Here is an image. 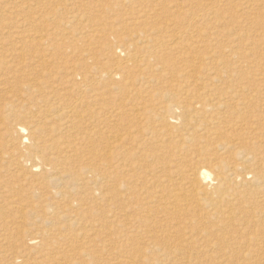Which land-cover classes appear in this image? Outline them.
Returning a JSON list of instances; mask_svg holds the SVG:
<instances>
[{"label": "bare ground", "instance_id": "bare-ground-1", "mask_svg": "<svg viewBox=\"0 0 264 264\" xmlns=\"http://www.w3.org/2000/svg\"><path fill=\"white\" fill-rule=\"evenodd\" d=\"M8 2L0 264H264V0Z\"/></svg>", "mask_w": 264, "mask_h": 264}, {"label": "rangeland", "instance_id": "rangeland-1", "mask_svg": "<svg viewBox=\"0 0 264 264\" xmlns=\"http://www.w3.org/2000/svg\"><path fill=\"white\" fill-rule=\"evenodd\" d=\"M11 1H12V0H11ZM13 1L15 2L16 0H13ZM18 2H25V0H24V1H23V0H21V1L18 0ZM26 2H27V1H26ZM26 2H25V3H26ZM1 3H2V2L0 1V4H1ZM4 3L7 4V3H9V2H8V0H7V2H6V0H5V1L0 5V8H1L2 6H4ZM2 9H3V8L0 9V10H1V11H0V15H2V16L4 15L5 18H6L5 15H8V14H9V16H11V14L8 13V11H6L5 9H3V10H5V11H3V12L5 13V14H4V13L2 12ZM1 13H2V14H1ZM7 13H8V14H7ZM49 13H51V12H49ZM103 15H105V18L107 19V14H103L102 12H97V13H95V14L93 15V18H91V22H92V23H95L96 21H100L99 19H100ZM12 16H13V15H12ZM5 18H4V19H5ZM1 19H2V18H1ZM1 21H3V20H1ZM1 21H0V30H2V33L0 32V34H1L0 37H5V38H4V39H5V42H4V45H5V46H4V47H5V48L7 47V49H12V48H14V47H20V46H22L23 43H22V44L20 43V41H21L20 38H17V37H13V36H11V34H13V24H9V23H8V22H9L8 20H4L3 22H1ZM6 24L9 25L10 27L7 26ZM2 25H3V26H2ZM48 25H49V24H48ZM1 26L5 28V31H6V32L3 31L4 28H2ZM51 26H53V27H58V26H56L55 24H51ZM75 26H76L77 28H79L80 25H75ZM11 27H12V28H11ZM9 28H10V29H9ZM42 28H43V27H42ZM7 29H8L9 31H8ZM11 30H12V32H11ZM43 30H44V29H41V31H43ZM3 32H4V34H3ZM8 32H9V33H8ZM2 35H3V36H2ZM8 35H9V36H8ZM6 36H8V38H7ZM13 38H15L16 40H15V39L13 40ZM1 39H3V38H1ZM10 39H11L12 41H14V42L12 43V41H11V43H10V41H9ZM7 40H8V41H7ZM17 40H18L19 44H18ZM19 40H20V41H19ZM5 43H7V44H5ZM15 43H16V44H15ZM8 44H11V45H8ZM14 44H15V45H14ZM6 45H8V46H6ZM11 46H12V47H11ZM92 52H93V51H92ZM15 61H16V60L11 61V62H13V63H10V62H9V64H11L12 66H13V65H17V62H18V61H17V62H15ZM14 62H15V63H14ZM20 62H21V60H20ZM41 64H43V63L41 62ZM48 68H52V67H48ZM37 69H39V67L36 66V63H33L32 65H30V66L28 65V66L24 69V73H32V72H35ZM32 70H33V71H32ZM14 72H15V71H14ZM14 72H13V73H14ZM16 73H17V72H15V74H16ZM11 75H12V76H10V74L8 75L7 72L5 71L4 76L2 77L3 80L0 81V82L3 83V84L0 83V84L2 85V87H4V86H6V87H11V86H13L14 84L18 83V81H22V80H24V79H22L23 76L21 75V73H18V74L15 75V77H18V78H17L18 80H13V79H9V80H8V78H6V76H9V77L14 78V75H13V74H11ZM41 76H42V75H37V76H35V77H33V78H34V79H37V78H40ZM4 79H5V80H4ZM1 85H0V88H1ZM1 90H2V89H1ZM1 92H3V91H0V96H1V94H3V93H1ZM4 94H5V93H4ZM94 141H95V143H96L97 141H99V139H98V138H97V139H94ZM105 145H106V143L104 142L102 146L105 147ZM90 147H91V144H88V145L85 147V149L88 150ZM0 201H2V200H0ZM5 203H6V202H4V203L1 202L0 205L3 206ZM6 204H7V205H6ZM6 204L4 205V211L9 210V209H7V208H9V205H10V204H8V202H7ZM16 205H18V204H16ZM2 206H1V208L3 209ZM18 206H19V205H18ZM19 212H20V211H19ZM19 212H17V213L13 212L12 218H13V217H16V218H17V217H20V215H21L22 213L20 214ZM9 216H11V215H9ZM9 220H10V219H9ZM16 226H19V225H16ZM0 241H1V242H0V246H1V244H3L4 242H3L1 239H0ZM2 242H3V243H2ZM132 242L136 243V244L139 245L140 247H144V243H143V241H141V240L138 241V239H135V240H133ZM1 249H3V247H2ZM1 249H0V250H1ZM127 252H128V253L130 252L132 255H134V256H132V257L135 258V259H136V258H138L139 260L142 259L141 257L143 256V254H142V256H139V255H141L140 253H136V254H137V255H136L135 253H132V252L129 251V250H127ZM127 252H126V255L128 254ZM128 255H129V254H128ZM135 255H136V256H135ZM105 256H106V257H105ZM137 256H138V257H137ZM148 256L150 257V255L147 254V255H146V258H147ZM104 257H105V259L107 258L108 260H107V259H106V260H105V259H102V261L104 260L105 263H110V258H111V257L108 256V255H104L102 258H104ZM108 257H110V258H108ZM147 259H148V258H147ZM147 259H146L145 261H147ZM104 261H103V262H104ZM108 261H109V262H108ZM0 263H2V261H0Z\"/></svg>", "mask_w": 264, "mask_h": 264}]
</instances>
